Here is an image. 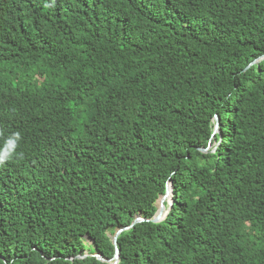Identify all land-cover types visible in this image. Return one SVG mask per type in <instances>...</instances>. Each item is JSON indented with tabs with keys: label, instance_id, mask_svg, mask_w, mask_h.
Listing matches in <instances>:
<instances>
[{
	"label": "trees",
	"instance_id": "1",
	"mask_svg": "<svg viewBox=\"0 0 264 264\" xmlns=\"http://www.w3.org/2000/svg\"><path fill=\"white\" fill-rule=\"evenodd\" d=\"M16 131L0 264H264V0H0Z\"/></svg>",
	"mask_w": 264,
	"mask_h": 264
},
{
	"label": "water",
	"instance_id": "2",
	"mask_svg": "<svg viewBox=\"0 0 264 264\" xmlns=\"http://www.w3.org/2000/svg\"><path fill=\"white\" fill-rule=\"evenodd\" d=\"M263 58V57H261ZM256 59L252 64H256L259 62V60L261 59ZM217 120V119H216ZM215 131H218V125L216 126V130ZM202 151H206V150H202ZM173 195V189H172V186L171 185H168L167 186V191H166V194L164 196H162L158 202H159V210L157 211L155 217L152 219V222L153 223H160L162 222L163 220H165L166 216L168 215V212H169V209H167L165 207V202H168L167 201V198L171 197ZM173 200V199H172ZM173 203V201H172ZM169 204V203H168ZM170 205V204H169ZM172 206V204L170 205V207ZM148 221L147 219L143 218L142 216L138 215L135 217L133 223L129 226H126V227H122V228H118L115 232V234L112 236V240H113V244L114 246H116V255H115V258H114V263L113 264H117L119 262V258H120V255H119V250L117 248V240H118V237L125 231H128L130 229H132L136 224L138 223H142V222H146ZM99 260H102V261H106L101 255L97 254L95 255ZM85 256H79L78 258H84Z\"/></svg>",
	"mask_w": 264,
	"mask_h": 264
},
{
	"label": "clouds",
	"instance_id": "3",
	"mask_svg": "<svg viewBox=\"0 0 264 264\" xmlns=\"http://www.w3.org/2000/svg\"><path fill=\"white\" fill-rule=\"evenodd\" d=\"M21 139V132L16 131L5 140L3 147L0 148V162L12 159L14 156L17 155L16 149L18 148V142L21 141ZM19 156L20 158H22L23 154L19 153Z\"/></svg>",
	"mask_w": 264,
	"mask_h": 264
},
{
	"label": "rangeland",
	"instance_id": "4",
	"mask_svg": "<svg viewBox=\"0 0 264 264\" xmlns=\"http://www.w3.org/2000/svg\"><path fill=\"white\" fill-rule=\"evenodd\" d=\"M167 201H168V203L171 205L172 204V196L171 197H169V198H167ZM157 206H158V210H159V202H157Z\"/></svg>",
	"mask_w": 264,
	"mask_h": 264
}]
</instances>
